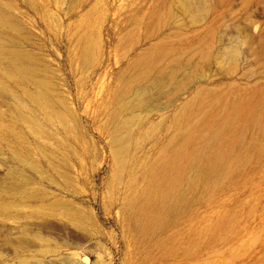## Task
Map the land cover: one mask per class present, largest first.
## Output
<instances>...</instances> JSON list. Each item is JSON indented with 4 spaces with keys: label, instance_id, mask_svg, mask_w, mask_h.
Wrapping results in <instances>:
<instances>
[{
    "label": "rangeland",
    "instance_id": "374dc122",
    "mask_svg": "<svg viewBox=\"0 0 264 264\" xmlns=\"http://www.w3.org/2000/svg\"><path fill=\"white\" fill-rule=\"evenodd\" d=\"M8 1L64 124L23 99L20 110L41 130L19 123L17 140L0 131V264H264V119L236 125L237 142L258 139L262 151L186 191L163 227L143 232L129 214L184 103L192 122L210 114L204 137L235 100L264 101V0H33L36 10ZM86 30L94 53L84 60ZM154 47L169 53L157 68L177 58L181 68L164 87L152 70L133 80L144 92L126 95L115 118L117 89ZM14 106L0 96L8 120ZM126 118L133 135L117 167L111 140Z\"/></svg>",
    "mask_w": 264,
    "mask_h": 264
},
{
    "label": "bare ground",
    "instance_id": "6f19581e",
    "mask_svg": "<svg viewBox=\"0 0 264 264\" xmlns=\"http://www.w3.org/2000/svg\"><path fill=\"white\" fill-rule=\"evenodd\" d=\"M25 2L29 7L37 9L33 0H25ZM12 9H16L13 2L0 0V96L2 99L9 98L16 106L11 111V119L9 118V120L8 114L0 110V131L8 132L17 140L23 134L17 129L19 123L28 125L36 133L41 130V123L36 120L37 118L20 110L23 99H27L31 104L42 110L46 118L55 116L61 122V125L64 124V114L56 108L48 90L50 88L48 85L52 84L50 83L51 80H48V82L46 76L41 75L43 70L40 71L37 64L39 60L37 53L24 45L22 28L16 22ZM40 9L45 19L50 17L44 1H42ZM87 31L80 35L81 38L82 35L88 37ZM93 35L90 36L93 37ZM80 36L79 41L81 40ZM93 40L94 38L90 39L89 37L85 39L82 45L79 42V58L86 60L93 55ZM166 53L164 49L154 47L141 52L137 57L134 61L137 74L133 77L124 78L113 98V103L117 106L113 114L115 118L120 117L123 109L130 104L129 100L131 99L126 101V95L131 92L139 94L142 90L141 87L136 88L135 85H132L133 80L140 78V76H146L151 70L155 73L152 76L154 83L151 80L150 82L157 84L159 87H164L168 77H171L169 81L172 78L174 79L178 69L181 68L178 58L179 62L176 60L173 65L169 66L168 63L175 60H168V63L165 62L168 66L161 65L157 68L158 62H161L159 60L164 54L166 56ZM172 58L174 59V57ZM146 87L142 86L145 90ZM146 91L148 92V90ZM136 94L134 95L137 96ZM134 95L131 97L134 98ZM139 97L137 96L135 99L140 101L134 99L136 103L134 107L143 104L141 102L142 97ZM199 97L203 102L206 101L204 93L200 92ZM134 101L132 104H134ZM146 104L141 107L144 108ZM191 107V104L186 102L177 112L174 120L175 131L168 142V146L162 155L148 168L144 186L130 202L129 214L138 221L139 228L143 232L163 227L170 214L180 210L185 203L186 191L197 184L208 185L213 178L229 175L243 165L248 155L262 151L258 139L246 146L237 142L236 125L243 121H260L264 119V101H259L253 97H241L235 100L230 105L222 121L214 127L213 134L211 132V134L204 137L200 136L199 129L201 125L209 122L210 114H202L197 122H192L190 121ZM130 119L126 118L120 121L117 126L118 129L116 131L114 129L115 132L112 135L111 142L114 143L113 154L117 167L123 163L127 152V144H129V140L133 135Z\"/></svg>",
    "mask_w": 264,
    "mask_h": 264
}]
</instances>
